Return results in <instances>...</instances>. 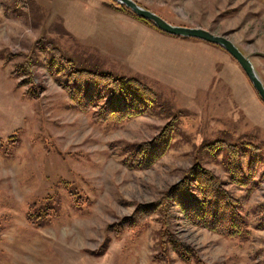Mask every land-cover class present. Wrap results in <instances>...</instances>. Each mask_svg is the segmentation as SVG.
<instances>
[{
  "label": "rangeland",
  "instance_id": "rangeland-1",
  "mask_svg": "<svg viewBox=\"0 0 264 264\" xmlns=\"http://www.w3.org/2000/svg\"><path fill=\"white\" fill-rule=\"evenodd\" d=\"M134 1L172 24L228 37L264 85V0ZM82 67L135 77L154 101L138 116L95 120L102 101L83 111L66 86L70 70ZM173 117L165 153L149 168L130 167L133 149ZM0 141V264L264 261V103L218 45L163 33L114 0H0ZM233 146L246 183L229 170ZM195 162L235 198L245 237L194 225L176 207L172 229L194 248L189 259L170 248L161 254L159 210L115 234L111 225L158 200ZM64 182L77 187L82 206ZM48 195L58 209L36 227L30 205Z\"/></svg>",
  "mask_w": 264,
  "mask_h": 264
},
{
  "label": "trees",
  "instance_id": "trees-1",
  "mask_svg": "<svg viewBox=\"0 0 264 264\" xmlns=\"http://www.w3.org/2000/svg\"><path fill=\"white\" fill-rule=\"evenodd\" d=\"M121 7L138 21L159 30L151 21L134 15L123 5ZM60 60L67 65H72L70 59L64 61L61 57ZM68 80L70 81L66 86L69 87L72 83L69 89L70 99L76 102L83 111L92 109L94 104L102 101L99 107L92 111L93 119L98 121L109 119L119 121L138 116L142 112L143 105L153 103L155 98L153 90L137 78L115 76L97 67L72 69ZM177 121L178 118L173 117L151 139L139 143L132 151L129 166L139 169L151 167L169 147L173 133L177 129ZM205 147L211 148L210 145ZM230 154L229 170L237 177L240 166L235 146ZM235 175L233 176L235 180L246 183L242 178H236ZM63 184L75 205L82 206L86 202L74 184L71 182ZM172 207H176L184 218L194 225L231 237H245L248 234L247 223L235 198L216 174L198 162L184 170L181 179L169 186L158 200L151 203H137L129 215L124 216L121 221L110 227L118 235L121 229L134 228L145 217L159 210L161 254L166 257L167 249L170 248L181 258L189 259L195 254V250L173 231L172 218L175 214ZM57 209L58 204L54 196L48 195L42 205H38L35 201L31 203L28 219L32 225L40 227L56 213ZM260 225L264 228V215Z\"/></svg>",
  "mask_w": 264,
  "mask_h": 264
},
{
  "label": "water",
  "instance_id": "water-1",
  "mask_svg": "<svg viewBox=\"0 0 264 264\" xmlns=\"http://www.w3.org/2000/svg\"><path fill=\"white\" fill-rule=\"evenodd\" d=\"M129 9L134 15L151 21L160 31L172 36L196 38L213 43L223 48L239 64L252 87L264 103V85L255 72L254 66L248 56L243 54L238 47L226 36L214 34L201 27H188L172 24L156 13L140 6L134 0H114Z\"/></svg>",
  "mask_w": 264,
  "mask_h": 264
}]
</instances>
